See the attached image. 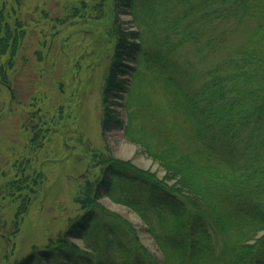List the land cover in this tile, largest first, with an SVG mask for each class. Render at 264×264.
<instances>
[{
  "label": "trees",
  "instance_id": "trees-1",
  "mask_svg": "<svg viewBox=\"0 0 264 264\" xmlns=\"http://www.w3.org/2000/svg\"><path fill=\"white\" fill-rule=\"evenodd\" d=\"M96 8L99 20L105 11ZM113 9L117 43L104 79L103 135L121 132L139 143L167 175L86 142L90 161L76 198L82 213L13 264H264V234L256 238L264 230V0H115ZM136 10L153 25L149 44L121 24L119 13ZM2 22L0 14V33ZM8 37L5 27L2 53ZM184 48L194 57L184 59ZM37 122L28 142L41 148L54 121L43 120L47 131ZM24 159L0 185L1 199H18L10 224L0 214L6 242L46 177ZM104 196L143 218L160 259Z\"/></svg>",
  "mask_w": 264,
  "mask_h": 264
},
{
  "label": "rangeland",
  "instance_id": "rangeland-1",
  "mask_svg": "<svg viewBox=\"0 0 264 264\" xmlns=\"http://www.w3.org/2000/svg\"><path fill=\"white\" fill-rule=\"evenodd\" d=\"M99 3L105 12L98 20L95 16L100 12L96 8ZM114 3L115 0H0V36H4L5 27L11 30L4 53L0 46V185L18 170L15 163L21 158H25L24 162L30 158L33 166L38 165L46 173L42 185L36 186L39 195L18 233L9 242L0 238V264H13L30 253L34 245H48L50 238L82 213L76 198L88 171V141L91 149L108 152L106 147L110 145L118 157L155 171L161 178L167 175L163 164L139 143L121 132L109 134L108 140L103 135L104 79L117 43L110 27ZM134 15L128 11L119 13L122 26L129 32L140 30V40L151 43V20L140 19L139 10ZM15 37L17 48L13 51ZM192 56L190 52L183 57ZM4 75L12 88L2 82ZM45 119L58 124H49L50 135L44 136L41 148L31 146L30 126L38 121L47 131L42 124ZM174 181L168 179L170 183ZM17 202L9 196L0 198V214L7 224ZM102 202L130 220L142 243L159 259L162 257L143 218L106 196ZM263 234L264 230L259 231L256 238ZM73 240L80 248L87 245L81 238Z\"/></svg>",
  "mask_w": 264,
  "mask_h": 264
}]
</instances>
